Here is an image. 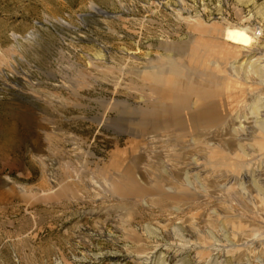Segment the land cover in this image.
Instances as JSON below:
<instances>
[{"label": "rangeland", "instance_id": "rangeland-1", "mask_svg": "<svg viewBox=\"0 0 264 264\" xmlns=\"http://www.w3.org/2000/svg\"><path fill=\"white\" fill-rule=\"evenodd\" d=\"M226 24L264 45V0H0V264H264L262 211L200 202L188 186L179 201L157 191L165 132L149 133L146 75H193L185 54ZM210 52L215 71L224 56ZM224 99L213 109H229ZM222 124L204 131L218 140ZM170 144V169L190 157L209 168L210 148ZM130 166L145 168L142 197L124 186Z\"/></svg>", "mask_w": 264, "mask_h": 264}, {"label": "bare ground", "instance_id": "bare-ground-1", "mask_svg": "<svg viewBox=\"0 0 264 264\" xmlns=\"http://www.w3.org/2000/svg\"><path fill=\"white\" fill-rule=\"evenodd\" d=\"M92 8L104 14L100 9L94 6ZM220 31L215 40L195 41L191 53L185 54L193 75L187 70L185 75L177 70L166 73L152 71L146 75L148 82L145 107L149 133L152 139L159 140L158 132H165L159 140L164 146L159 160L167 168L168 177L157 185V191L163 193L167 190L168 194H163V199L179 201L182 200L177 196L182 194L180 188L188 186L195 191L194 199L200 202L213 201L219 206L228 205L230 210L231 207L250 208L264 213V45L256 43L254 31L242 25L226 24ZM216 41L221 43L217 44ZM214 43L224 56L219 59L215 71L208 63L210 50L216 47ZM251 44L257 45L249 48ZM226 45L228 47H224ZM202 53L205 58L199 56ZM230 59L235 61L229 62ZM218 74L222 76L220 80ZM236 90L238 93H232ZM223 96L226 99L223 101L228 100L225 105L229 109L220 113L213 109L214 101ZM156 117L160 118L159 128L155 123ZM220 122L223 123V128L219 139L214 140L212 133L204 130ZM172 127L179 135L167 133ZM174 140L187 144L178 149H191L196 145L210 148L206 152L204 165L212 171L193 157L182 168H177L176 171L170 169L171 153L177 150L175 145L170 144ZM221 141L224 151L219 147ZM198 158L202 160L201 157ZM144 160L139 155L132 164L140 165ZM114 165L121 166L118 158L116 161L111 160L104 171H118L119 169L113 168ZM142 169L145 168H139L136 172L135 167L130 166L125 174L120 172L127 179L124 186L133 189L135 197H142L146 190L140 185L147 179L146 172ZM213 170L224 173H214ZM207 183L211 191L205 187ZM119 189L118 185L108 183L109 193H117ZM235 216L242 218L239 214ZM214 218L224 219L219 215ZM184 227L190 235L197 232L192 223L185 224ZM233 228L240 231L243 228L242 222L237 221ZM171 235L172 238L175 236ZM257 239V234L253 233L249 242L254 243Z\"/></svg>", "mask_w": 264, "mask_h": 264}]
</instances>
